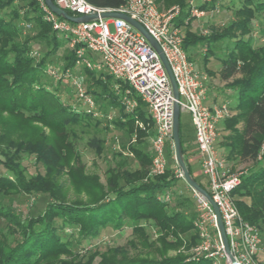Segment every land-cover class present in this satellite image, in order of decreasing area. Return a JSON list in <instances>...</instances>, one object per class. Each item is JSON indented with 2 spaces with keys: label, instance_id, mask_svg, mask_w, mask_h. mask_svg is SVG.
I'll use <instances>...</instances> for the list:
<instances>
[{
  "label": "trees",
  "instance_id": "1",
  "mask_svg": "<svg viewBox=\"0 0 264 264\" xmlns=\"http://www.w3.org/2000/svg\"><path fill=\"white\" fill-rule=\"evenodd\" d=\"M87 1L99 8L117 9L125 4V0ZM192 1L156 0L164 8L181 7L172 24L184 29L187 53L201 43H207L209 50L215 44L234 43L222 60L221 76L232 77L237 113L223 120L231 132L219 144L232 170L237 161L254 162L231 195L241 216L259 227L264 239V152L259 158L264 142V46L253 45L255 32L264 35V0H231L233 18L208 36L194 28ZM217 1L201 0L197 7L209 12ZM24 22L34 24L33 33H24ZM34 44L42 51L34 49ZM34 50L40 55H33ZM54 63L63 74H78L80 70L74 68L83 66L85 73L78 75L95 99L99 115L86 110L75 90L68 93L53 87L47 67ZM116 86L122 91L128 87L107 71L80 62L67 39L43 20L37 0H0V264H213L204 256L188 260L182 251L200 242L194 190L185 183L189 192L168 191L182 178L176 173V160H171L170 143L166 147L170 166L162 174L150 175L154 119L138 96V106L127 111ZM114 110L119 112L110 120L114 128L135 137V142L123 141L122 149L113 152L103 184L99 175L87 171L75 139L78 126L93 127L87 145L101 154L106 139L98 134L103 129L100 124ZM191 130L183 128L180 118L188 168L208 190L190 162L196 147L195 132L192 137L187 132ZM127 149L132 156L124 155ZM22 153L33 158V173L23 164ZM39 196L49 200L38 208V214L22 210L23 205L33 207ZM30 197L34 204L27 203ZM126 227L132 232L126 244L85 249L106 229L119 234Z\"/></svg>",
  "mask_w": 264,
  "mask_h": 264
},
{
  "label": "built area",
  "instance_id": "2",
  "mask_svg": "<svg viewBox=\"0 0 264 264\" xmlns=\"http://www.w3.org/2000/svg\"><path fill=\"white\" fill-rule=\"evenodd\" d=\"M37 1L43 20L67 39L80 62L92 69H103L116 80L128 85L124 91L116 86L117 92L122 93V103L127 111L138 106L137 96L147 104L155 123V133L151 138L153 159L150 175L165 172L168 164L166 147L169 143L174 145L176 99L172 84L160 55L147 38L126 20L102 18L101 13L113 10L127 13L157 40L176 79L180 108L191 114L202 172L208 178V191L220 209L235 262H231L225 252L214 208L204 196L195 191L198 212L195 226L200 242L193 248V253L196 257L211 259L213 264H264L262 232L241 216L231 195L232 190L240 184L244 170H232L216 147L218 123L230 116L231 111L227 103L213 108L205 104L209 76L195 68L183 47L182 29L172 24L180 14L181 7L175 5L167 11H161L156 0H125L123 6L112 9L99 8L87 0H54L61 8L73 12L74 16L99 15L90 21L73 22L55 13L46 0ZM205 14L204 9L193 6L190 17L200 18ZM111 24L114 30L110 29ZM23 25L26 28L32 27L30 22H24ZM32 54L38 55L39 52L34 50ZM47 73L57 78L68 77L86 110L95 116L99 115L95 99L86 91L81 75L70 71L63 74L53 65L47 67ZM263 152L264 142L259 158ZM176 173L183 178L180 168L176 169ZM166 199H169V195Z\"/></svg>",
  "mask_w": 264,
  "mask_h": 264
},
{
  "label": "rangeland",
  "instance_id": "3",
  "mask_svg": "<svg viewBox=\"0 0 264 264\" xmlns=\"http://www.w3.org/2000/svg\"><path fill=\"white\" fill-rule=\"evenodd\" d=\"M201 0H193L192 1V6H197L199 4ZM158 7L161 11H167L169 9H171L173 6L172 5L168 8H164L162 5H160L158 2ZM232 3L231 0H218L216 2V8L210 10L209 12H206V14L203 17H193V25L195 29H199L200 33L202 35H210L211 32L215 29H219L225 25H227V23L233 18V8H232ZM206 11V10H205ZM259 22L257 23L256 26H258ZM24 27V33H28V32H32L33 33V26L32 28H26L24 25H22ZM110 29L114 30V26L113 24L110 25ZM183 33H184V29H182ZM207 32V33H206ZM202 45L200 46V48H198V54H202V55H206L208 58L211 59V63L209 64L211 67H213L214 71H218L219 70V66L221 64L222 59H225L229 53V50L231 47H233L234 43L231 41H226L224 43L221 44H215L211 46V50H209V46L207 45V43H201ZM253 45L255 47H260V46H264V35L261 34L260 32H255L254 35V41H253ZM34 49H40L41 46L34 44L33 45ZM41 50V49H40ZM42 51V50H41ZM39 52V51H38ZM62 53V49L59 50L57 57H59ZM188 54V53H187ZM40 55V53H39ZM92 55V54H91ZM94 56V55H92ZM188 56H190L188 54ZM198 56L197 54H193L190 56V60L194 63L195 67L198 65V61L195 60V57ZM203 57V56H202ZM59 60L61 59L60 57L58 58ZM96 60H99V57H96ZM54 67H56L58 69V65L57 64H51ZM83 66L81 64L76 65V67L74 68L75 70H80V73L78 74H84V69L82 68ZM197 68V67H196ZM60 70V69H59ZM61 71V70H60ZM103 71V69L101 70ZM62 72V71H61ZM48 77L49 80H53L54 85L55 86H60L63 89H67L68 93L73 92L74 87L71 84V80L68 77H63V80L59 81L57 77H54L52 75H50L48 73ZM60 77V78H61ZM67 93V94H68ZM230 100L237 102L236 97L234 96V94H230L229 97ZM118 110H114V112H112L111 117L117 116L118 115ZM232 115L230 114L229 117H231ZM111 118L107 117V118H102V123L100 124V127L103 129H101L99 131V135L104 137L106 139V145H105V149L101 154H98L94 149L90 148L87 145V140L89 137H91L93 135V133L95 132V129L93 127L88 128H82L81 126L77 127V139H75L76 143H77V148L80 150L81 154H82V160L83 162L86 164V169L88 172H92L95 173L97 175H99L100 177V181L103 184H106V170L109 167V165H111V163H113V152L116 149H122L121 145L123 144V141L125 144H128L129 140L132 142H135V137L134 138H129L128 136L125 135V133H123L122 131H119L118 129L114 128L113 123H111ZM181 122H182V126L183 128L185 127H189L190 129L193 130V124H192V120H191V114L188 111H184L181 110ZM221 126L223 128H225V130H229V133L231 132V129L226 127V124L221 122ZM138 125L140 127L144 128V124H142L141 122L138 123ZM239 128V126H238ZM83 129V131H82ZM187 131L189 134H191L190 137H192L193 132ZM222 131V129L220 130V126L218 128V133ZM225 135L224 133L222 134V137L224 136H228ZM218 138H220L219 136L217 137V141H216V147L217 149L220 151V146H219V140ZM174 145L170 144V147L172 148ZM193 146H195V144H193ZM197 146V144H196ZM150 149L152 150V146H151V139H150V145H149ZM174 149V148H173ZM168 149L166 148V156H167V151ZM124 155L125 156H132V153L127 150H123ZM221 152V151H220ZM21 157L23 159V164L27 167L28 172L29 173H33L35 171V166H34V160L31 156H28L27 153H22ZM175 159V152L174 155H171V160ZM176 160V159H175ZM168 162V166H170L169 161ZM253 161H248V162H241L239 164V168L238 170H244L248 169L250 167L253 166ZM259 167V166H258ZM151 168V167H150ZM2 172L7 174V171L2 169ZM204 175V176H203ZM200 175L198 177L199 181L203 182L206 186H208V180L205 174ZM187 183L185 181L184 178H180L176 181V183L168 190L171 192H178L181 189H184L186 187L190 188L189 186H185ZM188 184V183H187ZM190 190V189H189ZM167 191V192H168ZM74 192L71 193V196H74ZM28 200V199H27ZM37 200L34 204L33 199L30 197L29 200L27 201V203L30 204H34L33 207L31 206H26L23 205L22 210L25 212L27 210H30L33 214H38L39 210L38 208L42 207L48 200L49 197L47 196H39L37 197ZM132 237V232H131V228L130 227H126L122 233H114L112 232L109 228L105 230V232L103 233V235L101 237H98L97 239H94L92 241V243H90L88 245V247H86L85 249H90L93 246L99 245L101 246L102 249H105L106 246L108 245H124L126 244L127 240L130 239ZM153 237V236H152ZM194 248V247H193ZM193 248H191L190 251H186L184 248L182 249V251L185 252L188 260L190 259H198L199 257H196L195 254L193 253ZM81 252H85V250H82ZM172 253H176L174 251H172Z\"/></svg>",
  "mask_w": 264,
  "mask_h": 264
},
{
  "label": "water",
  "instance_id": "4",
  "mask_svg": "<svg viewBox=\"0 0 264 264\" xmlns=\"http://www.w3.org/2000/svg\"><path fill=\"white\" fill-rule=\"evenodd\" d=\"M46 3L55 13H57L58 15L66 18L70 21H73V22L90 21L93 19H97L99 17V15L97 13L89 14V15L74 16L71 13H69L68 11H66L65 9L61 8L59 5H57L54 0H46ZM101 17L102 18H122V19L126 20L127 22L132 24L134 27H136L147 38L149 43L153 46V48L160 55V57L164 63V66L166 68V71L168 73V76L170 78L172 88H173V92H174V96L176 99L175 104H174V122H173V142H174V152H175L176 162H177L179 168L181 169L183 178L188 183V185L195 192L204 196L211 203L212 207L214 208V211H215L216 217H217L218 227H219V230H220V233L222 236L225 252L229 256L231 262L234 263L235 258H234L232 251H231V248H230L229 239L227 237V233L225 230V226L223 223V219L221 216L220 209H219L218 205L215 203V201L213 200L209 191L206 188H204L203 186H201V184L195 179L193 174H191V172L188 168L187 162L185 160V156H184L183 148H182L181 136H180L181 108H180V105L178 102V100L180 98V94H179L176 79L174 77L173 71L171 69V66L169 64V61H168L165 53L163 52L160 44L157 42V40L152 35H150V33L147 31V29L140 22H138L136 19L131 17L129 14L113 10V11L102 12Z\"/></svg>",
  "mask_w": 264,
  "mask_h": 264
},
{
  "label": "crops",
  "instance_id": "5",
  "mask_svg": "<svg viewBox=\"0 0 264 264\" xmlns=\"http://www.w3.org/2000/svg\"><path fill=\"white\" fill-rule=\"evenodd\" d=\"M201 45L202 44H199L196 47H192L189 50L188 54L190 56L193 54L198 55L195 57V60L198 61V65L196 66L197 68L196 67L195 68L199 71L206 72L209 76L208 92H207V98L205 100V104L208 105L209 107L213 108L216 105L227 103L229 105L231 115H234L237 113L236 105L238 103V97H237L236 89L230 85V83L232 82V77L228 80H225L222 78V76H221L222 61H221V64L219 66V70L214 71L213 67H211L209 65L211 63V59L210 58L205 59L206 55H202V54L197 53L199 50L198 48H200ZM230 94H234V96L237 99V102L234 103V101L229 99ZM221 122H223V121H221ZM221 122L218 123V128L220 126V130L222 129V131L219 132V137H220V138H218L219 141H221L223 139L222 138L223 133L225 135H227L229 133V130H225V128H223L221 126V124H222ZM242 125H243V122H241L238 126L241 128ZM193 131H194V127H193ZM151 146H152V142H151ZM219 146H220V144H219ZM222 150H223V148L220 147L221 152H222ZM193 151L195 152V155L190 157V162L192 163L194 170H195L194 175L199 177L200 175H203V172H202L201 159H200V156L198 153L197 146L194 148ZM241 162L242 161L235 162L234 164L231 165L232 168L234 170H238L239 164ZM243 162H248V161H243ZM207 180H208V178H207ZM184 189L187 192L190 191L189 190L190 188H188V187H186Z\"/></svg>",
  "mask_w": 264,
  "mask_h": 264
}]
</instances>
